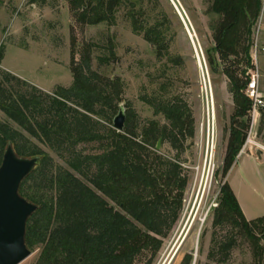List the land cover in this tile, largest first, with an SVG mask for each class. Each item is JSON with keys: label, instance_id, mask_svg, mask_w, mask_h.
<instances>
[{"label": "trees", "instance_id": "obj_1", "mask_svg": "<svg viewBox=\"0 0 264 264\" xmlns=\"http://www.w3.org/2000/svg\"><path fill=\"white\" fill-rule=\"evenodd\" d=\"M68 1L77 11V21L86 25L114 24L117 12L124 10L132 33L142 35L157 58L169 55L170 25L162 10L153 15L157 8L151 0ZM261 3L210 0L207 10L213 41L207 63L212 71L217 70L214 56L221 64L228 63L223 74L233 102L223 177L249 128L251 101L244 91L247 72L253 68ZM168 61L179 66L182 60L169 55ZM71 73V86H58L52 94L36 88L33 94H5L0 85V111L5 116L0 120V163L9 143L18 156L40 157L19 187V194L38 207L26 222L25 243L28 249L42 246L35 264H132L143 251L155 254L160 249L179 219L187 181L178 158L163 157L149 146L162 139L181 150L180 138L193 136V120L176 99L153 97L144 101L167 124L159 127L151 122L139 139L126 118L123 131L118 132L112 124L113 99L98 83L89 58H82ZM4 76L19 80L10 73ZM165 89L159 83L154 94ZM32 140L48 148L66 167L53 166L52 158ZM85 144L97 145L95 152L84 153L80 147ZM220 193L213 227L229 225L238 230L251 245L252 264H264V217L246 220L226 182ZM229 233L224 240H212L213 249L221 255L214 260L217 263L228 261L236 246V238ZM214 257L212 250L210 258Z\"/></svg>", "mask_w": 264, "mask_h": 264}, {"label": "rangeland", "instance_id": "obj_2", "mask_svg": "<svg viewBox=\"0 0 264 264\" xmlns=\"http://www.w3.org/2000/svg\"><path fill=\"white\" fill-rule=\"evenodd\" d=\"M151 1L157 8L153 15L162 10L169 22L167 36L171 43L168 54L181 57L179 66L168 61L169 55L157 58L142 35L132 33L124 18V10L117 12L114 24L86 25L77 21V11L68 0H36L34 3L30 0H0V85L5 94H33L32 88L52 94L58 86H71V68L87 56L91 69L98 75V83L113 99L112 119L118 112L117 106H123L127 126L139 135V139L151 122L159 127L167 124L163 116L155 115L144 100L153 97L176 99L193 120V136L180 138L181 150L172 149L162 139L158 150L159 139L149 148L163 157L178 158L184 170L182 173L187 177L182 210L169 235L162 239L160 249L155 254L143 251L132 264H184L187 257L190 258L189 264H222L214 261L221 255L213 249L212 240H224L229 232L236 238V246L223 264H252L249 241L229 225L214 228L212 221L225 182L246 220L264 217V118L261 115L257 119L250 136L247 131L246 139L249 136L252 142L245 148L243 144L223 177L222 166L233 114L232 96L223 74L228 63L221 64L214 56L215 71L210 70L207 63L215 133L213 157L209 161L205 158V90L194 50L196 47L201 56V49L207 62L208 52L213 47L210 17L207 15L210 0ZM261 12L264 22V0ZM252 60L253 68L247 74L252 69L258 72L259 92L264 98V32L254 39ZM5 73L19 80L6 79ZM159 83H164L166 89L154 94ZM0 120H5L1 111ZM32 141L52 158L53 166L66 167L63 160L48 148ZM96 146L85 144L80 148L84 153H91L95 152ZM29 250L31 255L20 264H35L42 246ZM212 250L214 259L210 258Z\"/></svg>", "mask_w": 264, "mask_h": 264}, {"label": "water", "instance_id": "obj_3", "mask_svg": "<svg viewBox=\"0 0 264 264\" xmlns=\"http://www.w3.org/2000/svg\"><path fill=\"white\" fill-rule=\"evenodd\" d=\"M190 39L195 47L191 36ZM125 120V109L120 105L112 120L113 128L123 131ZM159 145L160 140L156 150ZM39 161V156H18L10 143L3 152L0 163V264H20L31 255L25 243L26 222L38 207L19 194V187Z\"/></svg>", "mask_w": 264, "mask_h": 264}, {"label": "built area", "instance_id": "obj_4", "mask_svg": "<svg viewBox=\"0 0 264 264\" xmlns=\"http://www.w3.org/2000/svg\"><path fill=\"white\" fill-rule=\"evenodd\" d=\"M262 12L260 13V16L256 24L255 39L257 38V36H259L261 32H264V22H263ZM194 50H195L198 66L200 68L201 79H202L201 81L205 90L204 96L207 105V133H206V142H205V158L211 161L213 157L214 142H215L214 106L212 103L213 96L211 94V91L210 94L208 92V88H210V80H209V71H208L207 62L204 58L201 49H200L201 56L199 55V52L196 47L194 48ZM258 81H259L258 72L252 69V71L249 74V82L244 91L247 98L251 101L250 123L248 128L249 136L254 128V125L257 122V119L261 116V114H264V98L259 92ZM209 102L211 104L210 108H209ZM249 136L245 140L244 148L252 142ZM244 148L242 152L244 151Z\"/></svg>", "mask_w": 264, "mask_h": 264}, {"label": "bare ground", "instance_id": "obj_5", "mask_svg": "<svg viewBox=\"0 0 264 264\" xmlns=\"http://www.w3.org/2000/svg\"><path fill=\"white\" fill-rule=\"evenodd\" d=\"M213 98V97H212ZM212 103H213V100H212ZM211 105V104H210Z\"/></svg>", "mask_w": 264, "mask_h": 264}]
</instances>
